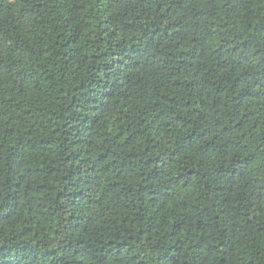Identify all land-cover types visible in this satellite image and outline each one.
Masks as SVG:
<instances>
[{
    "label": "trees",
    "instance_id": "trees-1",
    "mask_svg": "<svg viewBox=\"0 0 264 264\" xmlns=\"http://www.w3.org/2000/svg\"><path fill=\"white\" fill-rule=\"evenodd\" d=\"M0 264H264V0H0Z\"/></svg>",
    "mask_w": 264,
    "mask_h": 264
}]
</instances>
